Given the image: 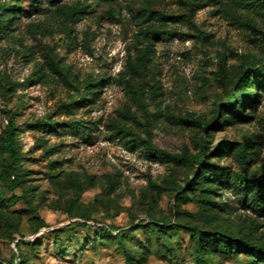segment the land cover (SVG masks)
<instances>
[{
    "label": "rangeland",
    "instance_id": "rangeland-1",
    "mask_svg": "<svg viewBox=\"0 0 264 264\" xmlns=\"http://www.w3.org/2000/svg\"><path fill=\"white\" fill-rule=\"evenodd\" d=\"M2 1L14 7L12 25L0 10V133L10 116L19 185L9 191L0 179V264L18 262H9L15 243L21 264H124L117 229L135 258L148 249L146 264H198L188 233L136 227L148 215L178 222L196 211L193 201L173 198L194 163L153 160L143 140L150 131L161 149L197 153L198 128L186 120L209 119L223 97L221 60L232 76L243 55L264 56L262 1ZM140 3L170 16L159 20L173 31L166 39L142 32L134 14ZM70 6L78 10L72 14ZM90 79L99 87L88 94ZM249 114L210 129L209 145L250 138L260 158L248 172L259 175L264 92ZM219 160L240 168L232 156ZM8 162L0 154V168ZM108 225L115 227L111 237L96 228ZM220 264L255 263L241 254Z\"/></svg>",
    "mask_w": 264,
    "mask_h": 264
},
{
    "label": "trees",
    "instance_id": "trees-1",
    "mask_svg": "<svg viewBox=\"0 0 264 264\" xmlns=\"http://www.w3.org/2000/svg\"><path fill=\"white\" fill-rule=\"evenodd\" d=\"M244 1H262L261 5L264 7V0ZM12 4L9 1L0 2V10L4 17H8L10 25L13 24L11 8L14 5ZM68 9L72 14L78 10L76 6H70ZM134 14L140 19L142 32L148 38L162 40L173 32L159 21L170 16L154 15L145 3H140ZM151 19H156L159 23L155 24L151 22ZM149 46L150 43L147 45V50L151 52L152 48ZM227 74L226 65L221 60L219 78L223 97L217 101L211 117L209 119L193 117L186 120L187 123L198 128L196 154L188 155L185 151L173 153L161 149L152 142L150 131H147L143 140L146 155L153 160L194 163L191 175L186 178L183 186L177 185L173 198L178 203L193 201L196 211L186 212L187 219L178 222L148 215L145 219L139 220L136 227L139 226L142 229L152 227L162 234L170 230L188 233L198 264H220L222 258L231 259L241 254L251 257L255 264H264V227L262 225L264 224V173L253 175L248 172L250 165L259 160L260 150L252 147L253 141L248 137L236 141L221 140L211 150L209 145L213 137L210 129L220 126L225 121L245 122L250 118L249 112H254L256 109L264 92V56L252 60V56L243 55L235 73L232 76ZM88 85V94H91L96 92L99 82L90 79ZM85 101H88V98ZM38 123L48 128L52 126V122L49 121H38ZM14 129V121L8 116L7 123L0 133V154L5 155L9 162L0 168V179L7 182L9 191H13L19 185ZM228 156L234 157L238 162L240 165L238 170H232L229 165L220 163L219 158ZM93 180L94 177L90 179V182ZM75 181L74 185L77 187H83L85 184L78 179ZM112 184L108 186L115 189ZM150 196L153 195L150 194ZM11 199L22 200L26 206H29L23 196L12 194ZM69 214H72L71 210L68 211ZM81 215L83 214L80 213ZM41 224V227H44L43 221ZM96 228L107 237H111V232L115 229L112 225ZM117 230L114 235L123 248L124 264H146L149 256L148 249L143 250L140 256L135 258L130 249L125 248L120 230ZM24 243L32 244L33 242L26 240ZM15 258L18 259L16 264L24 262L17 243L9 262L11 263Z\"/></svg>",
    "mask_w": 264,
    "mask_h": 264
}]
</instances>
